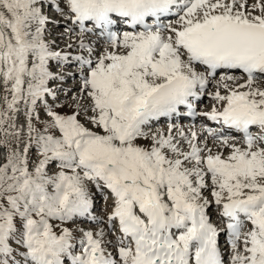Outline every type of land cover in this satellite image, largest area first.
Wrapping results in <instances>:
<instances>
[{"label":"snow or ice","instance_id":"1","mask_svg":"<svg viewBox=\"0 0 264 264\" xmlns=\"http://www.w3.org/2000/svg\"><path fill=\"white\" fill-rule=\"evenodd\" d=\"M0 264H264V0H0Z\"/></svg>","mask_w":264,"mask_h":264},{"label":"rangeland","instance_id":"2","mask_svg":"<svg viewBox=\"0 0 264 264\" xmlns=\"http://www.w3.org/2000/svg\"><path fill=\"white\" fill-rule=\"evenodd\" d=\"M50 27L52 28V25H50ZM62 30L61 29H59V32H61ZM52 36V38L54 39L55 37H56V35L55 34H52L51 35ZM66 39V38H65ZM65 44H66V42H65ZM64 44V45H65ZM72 69H74V67L72 68ZM70 84H66V86H69ZM72 91V92H71ZM73 92L74 93H76V92H78V89H72V90H69L68 92H67V96H66V98L67 99H69L72 95H73ZM67 110V108L66 107H64V106H62V107H58L56 110L57 111H59V112H61V113H64V112H66L65 110ZM70 109V108H69ZM91 126V125H90ZM141 143H144V141H140ZM228 151V150H227ZM227 151H224V154L225 155H227ZM205 195H208V193H205ZM96 206L98 207L97 208V210H96V212L97 213H100L102 210H103V201H102V199H100L99 197L97 198V204H96ZM216 210H214V206H212L211 208H210V210H209V212H212V213H214ZM214 215H212V217H213ZM86 226V225H85Z\"/></svg>","mask_w":264,"mask_h":264},{"label":"bare ground","instance_id":"3","mask_svg":"<svg viewBox=\"0 0 264 264\" xmlns=\"http://www.w3.org/2000/svg\"><path fill=\"white\" fill-rule=\"evenodd\" d=\"M176 17H174L173 19H170V20H174ZM71 67V66H70ZM76 83L77 82H75V86L74 87H76ZM210 88V87H209ZM72 92V91H71ZM74 93V92H73ZM206 98H208L207 96H205V97H203L202 99L204 100V99H206ZM166 120H164V119H161V121L159 122V126H164L166 123ZM210 127V126H209ZM197 130H199V128L197 129ZM210 143H212L213 144V142H211L210 141ZM216 218H218L217 216H216ZM215 223V222H214Z\"/></svg>","mask_w":264,"mask_h":264}]
</instances>
